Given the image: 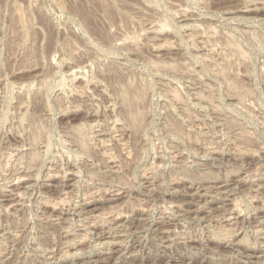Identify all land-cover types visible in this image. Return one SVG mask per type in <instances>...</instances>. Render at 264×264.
Returning a JSON list of instances; mask_svg holds the SVG:
<instances>
[{"label": "rangeland", "instance_id": "obj_1", "mask_svg": "<svg viewBox=\"0 0 264 264\" xmlns=\"http://www.w3.org/2000/svg\"><path fill=\"white\" fill-rule=\"evenodd\" d=\"M0 199V264H264V0H0Z\"/></svg>", "mask_w": 264, "mask_h": 264}, {"label": "bare ground", "instance_id": "obj_2", "mask_svg": "<svg viewBox=\"0 0 264 264\" xmlns=\"http://www.w3.org/2000/svg\"><path fill=\"white\" fill-rule=\"evenodd\" d=\"M127 38V37H126ZM123 39V38H122ZM74 78V77H73ZM80 91H81V89H80ZM176 95V94H175ZM175 97V96H174ZM176 100V99H175ZM86 125V124H85ZM83 128V127H82ZM81 129V128H80ZM82 130V129H81ZM81 135V134H80ZM51 169V168H50ZM74 173V172H73ZM62 176V175H61ZM17 177V176H16ZM58 177V176H57ZM22 178V177H21ZM30 178V177H29ZM46 180V179H45ZM229 180V179H228ZM248 180V179H247ZM8 181V180H7ZM19 181V180H18ZM217 181V180H216ZM239 181V180H238ZM240 182V181H239ZM249 183V182H248ZM7 184V183H6ZM58 186V185H57ZM212 186V185H211ZM9 191V190H8ZM234 191V190H233ZM121 192V191H120ZM168 193V192H167ZM188 194V193H187ZM200 194V193H199ZM5 195V194H4ZM3 196V195H2ZM7 196V195H6ZM20 196V195H19ZM21 197V196H20ZM223 198H225V197H223ZM232 199V198H231ZM1 200V199H0ZM227 200V199H226ZM61 202V201H60ZM233 205V204H232ZM54 206V205H53ZM234 206V205H233ZM57 208V207H56ZM68 208V207H67ZM239 209V208H238ZM261 209V208H260ZM83 210V209H82ZM232 210V209H231ZM236 210V209H235ZM181 213V212H180ZM230 213H232V212H230ZM230 213H228V214H230ZM233 213H234V211H233ZM237 213V212H236ZM235 213V214H236ZM121 214V213H120ZM224 214V213H223ZM243 214V213H242ZM238 215V214H237ZM168 216V215H167ZM233 216V215H232ZM231 216V217H232ZM80 217V216H79ZM227 217V216H226ZM230 217V218H231ZM248 217V216H247ZM115 219V218H114ZM229 219V218H228ZM53 220V219H52ZM109 220V219H108ZM56 221V220H55ZM225 221V220H224ZM112 222V221H111ZM231 223H232V221H231ZM81 225V224H80ZM85 225V224H84ZM118 226V225H117ZM256 226V225H255ZM142 227V226H141ZM165 231V230H164ZM226 231V230H225ZM235 233V232H234ZM127 236V235H126ZM81 237V236H80ZM213 237V236H212ZM218 237H219V235H218ZM92 238V237H91ZM116 238V237H115ZM166 239V238H165ZM77 240V239H76ZM122 240V239H121ZM241 240V239H240ZM68 242V241H67ZM163 242V241H162ZM264 243V242H263ZM165 246V245H164ZM242 246V245H241ZM188 247V246H187ZM166 248V247H165ZM251 250V249H250ZM255 252V251H254ZM70 253V252H69ZM68 255V254H67ZM250 256V255H249ZM67 257V256H66ZM94 264V263H93Z\"/></svg>", "mask_w": 264, "mask_h": 264}]
</instances>
